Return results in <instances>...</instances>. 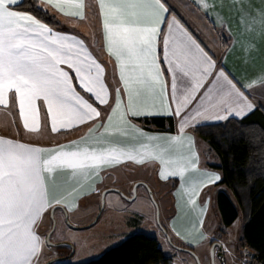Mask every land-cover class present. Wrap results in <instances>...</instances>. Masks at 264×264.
Listing matches in <instances>:
<instances>
[{"label": "snow or ice", "instance_id": "1", "mask_svg": "<svg viewBox=\"0 0 264 264\" xmlns=\"http://www.w3.org/2000/svg\"><path fill=\"white\" fill-rule=\"evenodd\" d=\"M23 4L24 0H0V106L8 107L9 94L14 93L12 105L18 108L23 129L30 133L40 130L42 110L44 126L53 134L91 122L80 141L52 148L0 137V264H52L54 216L64 197L49 196L45 180L57 170H68L77 181L81 176L99 177L104 168L129 161L144 164V157L150 155L112 146L79 147L86 137H103L111 145L114 134L132 132L148 141L166 140L169 150L179 151L182 138L194 142L187 129L198 122H222L232 116L243 119L254 111L257 101L251 90L257 84L264 89V73L242 83L219 68L211 47L189 31L167 0H98L102 50L112 58L118 75L110 86L104 80L106 66L83 39L55 30L32 11L21 10ZM69 4L77 11L64 12ZM193 4L205 14L215 7L208 0H193ZM33 6L47 14L52 9L85 19L84 0H35ZM260 18L264 23V9ZM156 116L173 118L176 132L149 133L132 120ZM114 118L118 127L113 125ZM187 167L167 175L161 170L159 176L178 181L179 192ZM191 167L199 169L198 156ZM201 172L200 191L221 180L219 173ZM50 183L55 185L54 177ZM93 191L99 193L98 188ZM199 195L191 190L189 202L195 206ZM208 202L199 206L205 208ZM49 210L51 235L40 230ZM178 216L179 212L169 221V230L195 249L186 253L192 264H203L201 250L209 261L217 251L224 256L234 254L226 242H216L217 238L203 231L204 221L199 217L203 239L196 243L186 239L187 232L176 227ZM220 264H227L223 257Z\"/></svg>", "mask_w": 264, "mask_h": 264}, {"label": "crops", "instance_id": "2", "mask_svg": "<svg viewBox=\"0 0 264 264\" xmlns=\"http://www.w3.org/2000/svg\"><path fill=\"white\" fill-rule=\"evenodd\" d=\"M74 2L75 0H73V3ZM106 2L111 3L113 0H106ZM167 2L170 7L177 12L182 22L189 28V31H191L199 41L206 42L211 47L212 53L214 54L213 58L216 60L219 68H223L226 73H230L242 83H247L251 78L264 73V23H262L260 18V10L264 9V0H208L210 4L215 5L214 8L208 10V14H205L203 10H197L193 4V0H167ZM84 3L85 8L83 11L85 13V19H80L78 16L65 15L63 12L49 9L60 21L59 26H49L57 31L71 33L83 39L89 46V50L92 54L99 62L106 66L104 76L105 83L114 86L118 81V75L114 72L112 58L108 56L106 51L102 50L103 41L100 33L102 18L99 15L98 0H84ZM73 11H77V9L71 4L65 6L64 12ZM222 39L225 40V45L222 44ZM73 83H75V80ZM251 91L252 96L257 101L256 108L258 107L264 112V89H261L257 84ZM249 95H251V93H249ZM13 96L14 93L9 94L8 107L0 106V137L10 138L30 146L52 148L58 145H67L73 141H80L81 137H85V133L91 126V122H89L78 128H73L70 131H62L53 134L50 131V127L44 126L42 110L40 130L35 133L27 132L23 129L18 108L12 105L11 101ZM124 99L126 100V96ZM40 103L42 102H38V104ZM103 107L104 106H101V108ZM230 118L239 119L235 116ZM134 119L136 118H132L133 122ZM117 120L118 118H114L113 125L118 127ZM222 122L201 121L198 122L197 126ZM173 123V132L145 130L149 133H175L176 122L174 119ZM192 128L193 127H189L187 132L190 137L194 138V142L193 139L182 138L181 144L183 147L179 151L169 150L170 145L166 140L148 141L146 139L137 138L132 132H129L126 136H122L118 133L114 134L112 137L113 143L111 145H107L103 137H86L80 143L79 147L112 146L134 153L147 151L150 155L144 157V164H154L156 166V175L159 179H161L159 176L161 170L167 175L169 172L182 168L185 164H188V167L184 171L183 179L179 181V187L182 190L179 192L177 191L178 181H176L172 189L174 211L166 227H164L167 229L166 231L169 232L168 234L170 237L173 236L178 240L179 244L186 245L183 240L174 236L169 230V221L179 212L176 227L182 232H187L185 238L192 239L193 243L202 240L203 237L200 235L201 227L197 219L199 217L204 221L203 231L206 232L207 235L217 238L216 241L218 242H226L234 249V254L231 256H224L225 259L228 257L231 264L233 260H235V264H255L251 251L243 241L244 225L239 216L229 226L225 227L224 234L218 237L221 217L216 208V194L218 191H224L230 195V192L225 185H216V183L200 191V187H202L201 181L204 179L201 170L206 169L209 172L219 173L220 176L221 172L219 169L208 167V165L217 164L218 158L216 159L213 155L212 161H209L208 154L204 153L199 147V143L202 139L195 137L191 133L190 130ZM144 146H147V148L145 149ZM196 156H198L199 160V169L191 167L192 160ZM161 159L164 161L163 163L160 162ZM127 163H131L135 166L144 165L129 161L102 169L99 177L94 174L90 176H81L78 181L72 178L68 170H57V172L51 174V176L45 180L46 192L49 196L52 194L63 195L64 199L62 204L58 205L56 208V211L59 210L61 213L62 211L72 212L77 210L85 203L86 199L88 200L89 206H91L98 200V193L93 191V189H99L102 186L109 172L116 167H123ZM53 177L55 178L54 186L50 183ZM193 189L200 192L199 197L194 198L197 199V204L195 206L189 202V195ZM230 198H232L231 195ZM205 201L209 202L205 208H201L199 205H204ZM209 211H212L214 215V224L211 227L210 221L208 229H206L205 223ZM49 219L50 216L49 213H47L45 215L46 222L40 229L42 232L48 231ZM237 220L240 221V225L235 230L231 229L229 233L227 231L228 227L232 228ZM206 246L208 247L210 245ZM192 250L195 251V249ZM49 251L51 252L49 259L60 254L57 250L54 252L51 250Z\"/></svg>", "mask_w": 264, "mask_h": 264}, {"label": "trees", "instance_id": "3", "mask_svg": "<svg viewBox=\"0 0 264 264\" xmlns=\"http://www.w3.org/2000/svg\"><path fill=\"white\" fill-rule=\"evenodd\" d=\"M34 3L35 0H24L21 10L32 11L48 25H60L58 17L51 11L48 10L47 14L35 6L31 8ZM222 44H226L223 39ZM134 122L147 130L174 131L170 117H142L134 119ZM190 131L206 142L217 156L218 163L208 167L220 170L221 180L216 185H225L232 197L224 191L216 194L221 225L225 228L239 216L244 225L245 245L251 251L255 264H264V112L257 107L243 119L230 118L222 123L199 125ZM224 228L218 231V237ZM171 241L174 242L173 239ZM174 244L193 249L184 244ZM171 263L172 258L161 251L154 237L134 233L98 258L81 264Z\"/></svg>", "mask_w": 264, "mask_h": 264}, {"label": "rangeland", "instance_id": "4", "mask_svg": "<svg viewBox=\"0 0 264 264\" xmlns=\"http://www.w3.org/2000/svg\"><path fill=\"white\" fill-rule=\"evenodd\" d=\"M199 147L208 154L209 161H212L213 155L217 159L203 140L200 141ZM175 184V179L167 181L159 179L156 175V166L152 163L140 166L127 163L123 167H116L109 172L99 191L109 186L107 188L112 187L119 192L107 190L103 196V204L99 193L98 200L91 206L86 199L75 211L62 213L56 211L54 216L56 235L50 242L56 243L54 245L56 247L51 251L57 250L60 254L50 258L52 264H81L96 259L104 251L118 245L126 236L134 233L154 237L161 251L172 258V264H181L182 261L192 264L191 258L186 255L188 252L171 245L159 225L166 227L173 214L172 189ZM213 218L212 211H209L206 229L210 221L211 227L214 224ZM239 223L237 220L227 231L230 233L231 229H237ZM221 228L224 227L220 224L218 229ZM170 239L178 243L173 236ZM198 254L202 256L203 264H211L204 256V250ZM224 260L231 264L228 257ZM214 264H220L216 257Z\"/></svg>", "mask_w": 264, "mask_h": 264}, {"label": "water", "instance_id": "5", "mask_svg": "<svg viewBox=\"0 0 264 264\" xmlns=\"http://www.w3.org/2000/svg\"><path fill=\"white\" fill-rule=\"evenodd\" d=\"M109 189L115 190V188H112V187H111V188H106V189H104V190L101 191L100 199H101L102 204H103V196H104V194L106 193V191L109 190ZM115 191H117V189H116ZM117 192H119V191H117ZM150 195H151V193H150ZM101 207H102V206H101ZM49 214H50V212H49ZM49 216H50V215H49ZM159 225H160V228H161V230L163 231L165 237L167 238L168 242H169L171 245H173L175 248L180 249V250H184V251H186V252L194 251V250H192V249H190V248H186V247H182V246H179V245H175V244L171 241L170 236H169L168 232L166 231V229H165L161 224H159ZM51 232H52V229L50 228L49 231H48V233L51 234ZM216 242H218V241H216ZM50 243H51L52 245H56V243H52V242H50ZM209 250H211V245L209 246ZM215 257H216V258L219 260V262H220L221 257H223V259H224V254H223L222 252L217 251V253L212 257L211 264H214V259H215Z\"/></svg>", "mask_w": 264, "mask_h": 264}, {"label": "flooded vegetation", "instance_id": "6", "mask_svg": "<svg viewBox=\"0 0 264 264\" xmlns=\"http://www.w3.org/2000/svg\"><path fill=\"white\" fill-rule=\"evenodd\" d=\"M110 186H111V185H110ZM107 187H109V186H107ZM107 187H106V188H107ZM106 188H103V189H106ZM99 193H101V191H99ZM99 193H98V198H99ZM100 195H101V194H100ZM48 231H49V230H48ZM48 231H47V232H48Z\"/></svg>", "mask_w": 264, "mask_h": 264}]
</instances>
